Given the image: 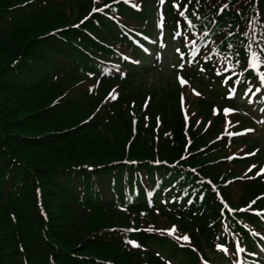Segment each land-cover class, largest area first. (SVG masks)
I'll list each match as a JSON object with an SVG mask.
<instances>
[{
	"label": "trees",
	"instance_id": "16d2710c",
	"mask_svg": "<svg viewBox=\"0 0 264 264\" xmlns=\"http://www.w3.org/2000/svg\"><path fill=\"white\" fill-rule=\"evenodd\" d=\"M98 1L141 23H154L161 7L168 33L181 30L192 38L182 21L190 12L192 22L198 18L196 34L204 32L184 55L205 71L213 72L223 58L249 61L250 52H264V0H139L140 11L124 0ZM96 3L0 0V264H139L140 252L121 241L128 226L136 227L132 239L154 261L159 253L180 264H199L190 248L137 229L140 217L153 212L209 249V264H246L235 247L232 255L229 248L215 249L207 214L183 189L186 177L195 183L221 175L209 146L215 131H196L188 142L179 89L150 94L155 68L132 44L136 37L93 10ZM113 44L132 47L143 64H126L124 75L105 72L97 58L112 54ZM262 77L263 58L240 79L228 80L231 87L214 90L258 97L264 108ZM263 194V182L246 183L240 204L256 199L262 210ZM211 199L207 193L206 202ZM244 212L252 226H264L260 214ZM241 230L250 248L263 255L253 234Z\"/></svg>",
	"mask_w": 264,
	"mask_h": 264
},
{
	"label": "rangeland",
	"instance_id": "374dc122",
	"mask_svg": "<svg viewBox=\"0 0 264 264\" xmlns=\"http://www.w3.org/2000/svg\"><path fill=\"white\" fill-rule=\"evenodd\" d=\"M139 27V26H138ZM142 28V27H139ZM166 52H161L156 55L161 62V68L150 77L149 81L151 83H155L158 88L167 89L175 85H179L181 88V97H182V104L185 109L186 114L189 117V120L192 123L202 122L204 125H212L215 126V129H219L220 127L227 128L231 130L233 127H237L240 124L239 128H249L251 132H249L248 136H253V133L259 132L260 129L258 126L252 123H246L244 117L238 114L237 112H228L227 114H223L221 109L215 107L211 110H208V105L204 103V100L207 101L208 97L204 94V90H201L199 86H196L193 83L190 73L184 72L183 70H178L176 68L177 59L172 56V50L165 48ZM183 81V83L181 82ZM203 91V92H202ZM220 116L227 119L226 124L221 126L219 124ZM230 149H226V151L221 153V157L230 159L233 156H242L248 152L246 145L233 147ZM234 161L229 160L227 161L226 165L230 169L231 174L228 176V179L231 180L235 177H239L237 174H243L245 167H236L233 163ZM235 168V169H234ZM264 166H256L253 168L251 173H255L258 170L263 175L260 177V180L264 181ZM240 182H232L230 187L226 189L227 196L231 199L233 205L236 204L239 195H240ZM217 215L214 209L210 212L209 221L216 220ZM143 220L151 226L154 227H162L164 229H174V233L180 235V231L177 225L166 221V219L159 217L156 214H149L143 217ZM215 228V227H214ZM212 228V229H214Z\"/></svg>",
	"mask_w": 264,
	"mask_h": 264
},
{
	"label": "snow or ice",
	"instance_id": "6c2138e0",
	"mask_svg": "<svg viewBox=\"0 0 264 264\" xmlns=\"http://www.w3.org/2000/svg\"><path fill=\"white\" fill-rule=\"evenodd\" d=\"M181 15H184V13L181 12ZM262 79H264V77H262ZM181 82L183 83V81H181ZM113 98H115V97H113ZM261 171H264V169H262ZM167 231L171 234V232H173L174 229H170V230H167ZM177 239H179V237ZM183 239L188 240L189 238L187 236H185V237H183ZM133 243H135V242H133ZM136 246H139V245H136Z\"/></svg>",
	"mask_w": 264,
	"mask_h": 264
}]
</instances>
